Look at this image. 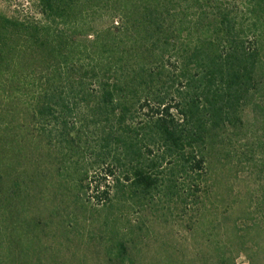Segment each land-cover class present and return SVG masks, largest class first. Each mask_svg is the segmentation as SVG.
I'll return each instance as SVG.
<instances>
[{"label": "trees", "instance_id": "16d2710c", "mask_svg": "<svg viewBox=\"0 0 264 264\" xmlns=\"http://www.w3.org/2000/svg\"><path fill=\"white\" fill-rule=\"evenodd\" d=\"M37 4L38 20L0 13V264H140L134 231H121L113 209L198 214L217 139L243 128L249 109L264 118V0ZM36 137L59 175L73 173L80 186L97 167L112 177L100 234L92 221L80 227L6 206L43 181L42 154L23 155ZM16 150L32 159V177L4 162ZM58 186L76 205L67 183ZM160 253L145 264L196 262ZM216 257L234 264L212 248Z\"/></svg>", "mask_w": 264, "mask_h": 264}, {"label": "rangeland", "instance_id": "374dc122", "mask_svg": "<svg viewBox=\"0 0 264 264\" xmlns=\"http://www.w3.org/2000/svg\"><path fill=\"white\" fill-rule=\"evenodd\" d=\"M0 13L21 19L38 20L41 17L37 0H0ZM106 23L101 19L95 25ZM244 118L246 125L243 128L219 137L210 150V170L203 202L195 207L198 214L183 215L176 207L163 209L164 215L157 213L155 216L149 208L140 210L128 204L120 210L113 209L118 226L127 225L134 231V241L130 245L140 264H145L152 256L160 257V252L164 251L173 252L178 259L196 258L194 264H219V256L211 258L212 248L234 264H264V118L258 119L250 109ZM31 140L26 148L23 147V155L38 161L37 157L42 154L38 172L45 182L36 180L32 193L20 192L9 199L6 206L13 205L16 211L27 208L29 215L40 218L53 214L56 220H73L80 227H88L92 221V231L97 234L105 220L101 205L107 200L101 191L107 190L111 194L112 177L105 176L103 168L97 167L80 186L73 173L70 177L59 175L58 161L49 150L44 152L43 142L37 137ZM15 145L3 149L14 152L18 147ZM12 155L17 158L9 160L3 154L4 162L14 166L15 172L19 170L20 177H32L36 170L30 163L32 159H19L18 152ZM62 181L67 183L68 195L77 194L76 205L72 196L63 195L64 186L62 189L58 186ZM197 221L199 223L195 224ZM69 254L65 253V257ZM93 260L91 258L90 262Z\"/></svg>", "mask_w": 264, "mask_h": 264}]
</instances>
